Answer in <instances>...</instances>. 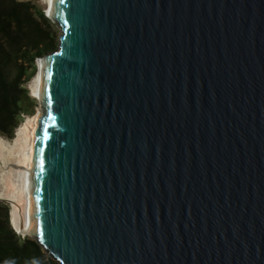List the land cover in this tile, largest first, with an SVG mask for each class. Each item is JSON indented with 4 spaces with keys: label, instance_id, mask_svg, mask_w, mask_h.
<instances>
[{
    "label": "water",
    "instance_id": "95a60500",
    "mask_svg": "<svg viewBox=\"0 0 264 264\" xmlns=\"http://www.w3.org/2000/svg\"><path fill=\"white\" fill-rule=\"evenodd\" d=\"M52 12L28 235L60 264H264V0Z\"/></svg>",
    "mask_w": 264,
    "mask_h": 264
},
{
    "label": "trees",
    "instance_id": "16d2710c",
    "mask_svg": "<svg viewBox=\"0 0 264 264\" xmlns=\"http://www.w3.org/2000/svg\"><path fill=\"white\" fill-rule=\"evenodd\" d=\"M41 8L30 0H0V135L12 138L22 113L33 114L25 84L36 72L35 59L55 49L58 39L46 29ZM0 211V264H60L30 237L10 225Z\"/></svg>",
    "mask_w": 264,
    "mask_h": 264
},
{
    "label": "bare ground",
    "instance_id": "6f19581e",
    "mask_svg": "<svg viewBox=\"0 0 264 264\" xmlns=\"http://www.w3.org/2000/svg\"><path fill=\"white\" fill-rule=\"evenodd\" d=\"M48 4V15L53 16V0ZM44 57L37 61L38 70L30 79L31 95L40 100L45 69ZM43 110L40 102L36 112L29 114L8 139L0 135V198L13 204L12 223L19 233L29 234L32 220V187L34 180L35 134ZM11 218V219H12Z\"/></svg>",
    "mask_w": 264,
    "mask_h": 264
},
{
    "label": "rangeland",
    "instance_id": "374dc122",
    "mask_svg": "<svg viewBox=\"0 0 264 264\" xmlns=\"http://www.w3.org/2000/svg\"><path fill=\"white\" fill-rule=\"evenodd\" d=\"M30 2L34 3L38 8H41L42 9L45 17L47 18V21L44 22L45 28L48 29V30H50L51 33H52V35H53V37H56V39H58L59 34H60V29H59V26L57 25V23L51 17H49V15L47 13V11H48V4L44 0H30ZM57 46H58V44H57ZM44 55H42L41 57H43ZM39 58L40 57H38V58L35 59L36 71L38 70L37 61H38ZM29 83H30V80L25 84L26 88L28 89L29 97L31 98L30 104H28V105H30V108H32V110H33L32 112H36L37 108L39 107L40 101L37 98H35L34 96L31 95V90H30ZM27 115H28L27 112L22 113V120L25 119V117ZM3 137H6V136L3 135ZM8 139H10V138H8ZM5 208H7V211H8V214H9V218H10V223H11V220H13L12 214H11V211H12V208H13V204L9 200L1 199L0 198V211L3 212L5 210ZM10 225H11V227L14 229V231L17 234H20V236L22 238H25V237L33 238L30 235H27V234H24V233H19L15 229V226L13 225V223H11Z\"/></svg>",
    "mask_w": 264,
    "mask_h": 264
}]
</instances>
